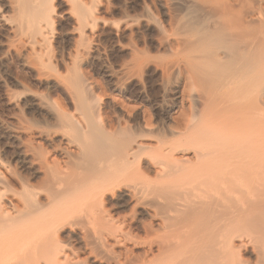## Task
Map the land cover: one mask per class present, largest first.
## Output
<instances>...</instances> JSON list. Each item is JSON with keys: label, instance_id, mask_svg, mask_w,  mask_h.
Segmentation results:
<instances>
[{"label": "rangeland", "instance_id": "1", "mask_svg": "<svg viewBox=\"0 0 264 264\" xmlns=\"http://www.w3.org/2000/svg\"><path fill=\"white\" fill-rule=\"evenodd\" d=\"M92 3L95 27L86 29L83 34L81 46L85 54L81 62L79 59L71 60L78 41L73 32L72 18L62 21V28L68 32V38L61 40L56 37L54 44L42 55L44 67L37 64L39 60L10 47L7 36L0 33V160L15 174L16 179L34 180L30 171L17 160V155L24 149L34 152L43 162H61L54 145L37 135L39 131L52 130L53 120L38 116L23 103L20 104L21 99L27 97H36L48 103L49 109H53L50 113H57L62 121L67 122L64 124L65 129L77 137L79 134L69 124L78 118L76 115L84 116L92 127L85 137L79 136L87 155L107 147L113 153L117 152L115 158L119 161L129 139L131 141L128 142L133 146L141 142L147 146L149 154H146L145 159L152 161V165L159 161V164L166 166L171 164L167 169L171 172L168 171L169 175L173 176L164 173L169 178L155 175V166L147 169V200L158 210L163 206L169 207V204L171 206L173 201L186 205L194 193L189 196L191 193L185 192L182 185L189 183L198 167H191V170L189 167L190 173L182 170L184 175L179 172L181 167L177 164L172 168L174 160L170 158V147L206 146L216 149L217 153L220 152L218 160L222 155L229 161H243L241 169L245 172L248 170L246 178L251 179L253 176V181L259 178V172L255 168L258 173L256 176L253 166L260 165L257 168L260 173L264 170V0H93ZM74 10L77 11L76 7ZM84 10L87 12V9ZM68 11L71 10L67 7L65 12ZM16 100L20 102L18 106L13 105ZM67 115L73 120L70 118V121ZM99 116L105 124H113V130L117 129L118 133L114 137L104 136L99 126ZM3 128L18 133L15 138L6 136L2 134ZM124 128L130 131L127 139L118 131ZM212 132L213 136L216 133L221 139H211ZM228 133L233 134V137ZM226 134L231 138H227ZM146 137L147 140H144ZM160 146H163L164 151H157ZM190 150L183 157L181 153H173L179 165L186 161L193 164L197 162L192 153L194 151ZM225 153L228 155L225 156ZM245 164H251L252 169ZM249 170L250 174L252 170L255 174L252 172L253 175L249 176ZM237 171H230L229 176L235 178L237 185L244 186L246 179L242 182L237 173L245 172ZM133 174H136L133 180L137 181V172L133 171ZM263 175L260 177L264 179ZM253 181L246 183L249 185ZM237 185L234 192L232 189L230 193L214 191L211 194L229 196L226 199L228 201L234 199L230 201L234 204L229 202L230 206L234 205L229 208H234L231 211L228 209L227 215L231 227L234 228L235 224L238 226L246 217L248 222L243 220L240 231H234L232 235L239 233L236 236L241 235L240 240L244 237L241 241L249 242L254 238L250 236L256 233L253 232L256 227L264 226L261 213L264 215V193L260 194L262 202L252 190L255 184L252 188H238ZM173 187L174 191L177 188V192L173 191ZM160 192L164 193L163 200L166 203L162 200L163 204L158 206ZM203 193L195 191L194 195L199 194L198 199L203 201L207 197ZM252 194L259 200L252 199ZM169 197L174 198L170 200ZM241 200L247 202L244 205L248 204V208L243 206ZM254 200L263 203L262 210L259 211L260 205L257 206L258 210L251 205ZM241 208H246V214L247 209L253 208L250 211L255 210V216L261 215L263 220L258 218L256 221L255 211L248 210L253 213L251 217L250 214L241 215L245 214ZM105 210L115 220H121L124 216L127 218L120 226L121 246L110 241L104 242V247L112 257L111 263L141 264L143 260L160 257L159 242L166 239L167 233L158 227L159 222L139 216L138 219L144 222V226H140L131 221L134 218L132 209L120 210L110 204ZM236 213L243 216L241 221L232 217H238ZM249 217H255L252 218L254 221ZM211 219L222 220L218 216H210ZM253 222L255 228L251 227ZM147 225L150 227L148 232L145 231L149 228ZM256 238L255 241L258 240ZM61 240L71 258L84 264H99V261L91 260L93 253L84 250L76 241L67 238ZM235 243L238 245L239 241ZM248 250L241 249L240 255L242 260L252 262L254 257L250 248Z\"/></svg>", "mask_w": 264, "mask_h": 264}, {"label": "bare ground", "instance_id": "2", "mask_svg": "<svg viewBox=\"0 0 264 264\" xmlns=\"http://www.w3.org/2000/svg\"><path fill=\"white\" fill-rule=\"evenodd\" d=\"M92 2L93 0H0V33L7 36L10 47L16 49L17 52L26 53L32 58L39 60L37 64L40 67H44L45 65L41 59L42 55L47 53L51 44L55 42L56 37L61 40L68 38V32L62 28V21L66 18H72L74 20L73 32L77 35L78 41L76 42L77 45L73 51V55L71 54V60L73 62L79 59L81 62L85 54V49L81 46V39L86 29L91 30L95 27V13L93 14L94 11H91ZM67 7L71 11L65 12ZM75 7L77 11L74 10ZM84 9H87V12ZM54 58L57 57L55 56ZM77 63L79 62L77 61ZM20 102L16 100L13 105L18 106L19 103H23L29 111H34L38 116H46L50 121L53 120V124H51L52 130L39 131L37 135L45 142L54 145V151L61 157V162L49 164L46 160L43 162L34 152H30L27 149L22 150L17 155V160L18 163L30 171V175L34 179L31 181L29 179H16L15 174L6 168L0 160V264H84L70 257L68 250L62 243L61 239L63 238L76 241L84 250H89L93 253L91 260L99 261V264H120L111 263L112 257L104 247V242L110 241L115 245L121 246L120 237L122 233L120 226L126 222L127 218L124 216L121 220H115L105 210V207L110 204L120 210L132 209L134 218L131 221L135 222L136 225L142 226V223H144L138 219L139 216L147 217L152 221L159 222L160 225L158 227L167 233L166 239L163 238L164 240L162 239L163 241L159 242L160 257L152 260H143L141 264H264V226L259 227L258 225L256 227L253 225L254 222L251 225L252 228L256 227V231L253 232H256L255 234L258 235L250 234V237H257V241L253 238V240L250 239L251 241L248 240L249 242L246 240L244 242V240L241 241L244 238L243 236L241 240V235L236 236L239 233L235 235L236 239L232 235L234 231H240L242 222L245 220L248 222V217H246L247 219L244 217V220L243 216L250 214L251 217L253 215V213H250L252 211L250 209L253 208L247 209L248 214L244 211L248 208V204H244L247 203L245 201L249 197L245 201L241 200L243 206H246V208H243V210L241 208L240 210L245 212V214L240 213L243 215L240 216L236 213V215L240 216H238L240 219L237 216H232L234 219L236 217L237 220L241 221L243 219L244 221L239 222L238 226L235 224L233 228L227 215L228 209L231 211L234 208H229V202L234 199L230 200L229 196L218 197L212 195L214 191H217V193L219 191H229L228 193H230L232 189V192L236 190V180L229 175L230 171L238 170L245 172L242 171L243 168L241 169L244 165H242L243 161L242 163H236V161H229V158L222 157V155L218 160L220 152L218 154L216 149L206 146H198L196 148H188L187 146L170 147V158L174 160L172 168H174L173 165L176 166L177 164L182 168L179 169V172L182 170L189 172V167L190 170L191 167H198L195 169V174L193 173L194 177L191 176L192 179L189 183L187 182L188 184L185 186L184 184L182 185L185 192L191 193L189 196L194 193L191 197L186 196L190 199L189 203H187L188 205L186 204L187 201L185 202L186 205L181 204L183 202L173 203V201L171 202V206L169 204V207L165 208L163 206V208L161 207L158 210L157 207L147 200L148 194L146 190L149 181L147 169L149 166H155V169L157 168L155 175L163 177L166 172L169 175L170 171L167 168L171 164L169 165L168 162L166 166L165 164H159V161L158 164L152 165V161L145 159L146 154L149 153L146 148L147 146L145 147L143 142L136 146L129 143L131 141L127 139L130 134L129 129L118 130L121 131L119 134L123 135L128 143L123 152L121 150L122 157L118 158V160L120 159L119 161L116 160L117 152L113 153L114 151L107 147H102L92 155H87L81 143L83 140L79 139V136L85 137L92 131V127H90V123L86 121L84 116L79 117L78 114L76 115L78 118L74 120L70 117L73 121L69 125L79 134L77 137V135H72L65 129L64 124L67 122L62 121V118L58 117L57 113H50V110L53 109H49L50 105L48 107V103L36 97L22 98ZM70 118L68 116V119ZM98 120H100L99 126L104 132V136L114 137L118 133L117 129L115 130L114 128L113 130V124L112 126L110 123L109 125L108 123L105 124L100 116ZM230 131L229 133H232ZM16 133L18 131H10L7 128H3L2 131L3 135L13 138H15ZM215 134L213 136L212 132L211 139L220 138ZM229 135L233 137V134ZM229 135L226 137L231 138ZM200 139L202 137L198 140ZM205 139H207V136ZM205 139L203 138L204 141ZM144 140H147V137ZM158 149L157 151H164L163 146L158 147ZM189 150L194 151L192 153L195 155L197 162L193 161V164L186 161L184 164L180 163L182 165L180 166L179 161L174 159L173 153H181L183 157L189 153ZM226 153L225 156L229 154V152L228 154ZM215 157L218 161L214 160ZM149 162L150 165H148ZM247 165L245 164L246 167ZM250 165L249 167L252 169V165ZM254 165L256 166L257 163ZM259 166H253L254 171L256 168L259 172V178L257 177L255 181H253V176V178H249L253 181L249 182V185L246 183L250 181L246 178L247 168L244 169L247 170L244 173L245 175L237 173L238 179L242 178V182L246 179L245 184L243 183L244 186L242 184H238L237 186L238 188L239 186L252 188L253 184H255L256 187L254 186L255 188H252V190H254L255 195H259L262 201L264 198L261 199L260 194L264 193V179L261 178V175L264 174V170H262L261 174L260 170L257 169L260 168ZM133 171H136L138 174L137 179H139L137 181L133 180V176L136 175L133 174ZM257 171H255L256 176L258 175ZM252 172L251 174L253 175L254 172ZM172 173L174 172L172 171ZM176 173H178V170ZM251 174L249 170L248 175L251 176ZM243 175L245 176L244 179ZM169 176H173V174ZM179 176L182 175L179 174ZM175 190L173 187V191L177 192V188ZM155 191L158 192L159 190L155 189ZM195 191H203L207 197L203 201L199 200L198 195L201 193L194 195ZM237 193H239V190ZM251 193L253 192L251 191ZM163 194L160 192L158 195V206L163 204ZM177 196H180V194ZM227 197H229L230 201L226 200ZM256 198L258 201L257 196L252 199ZM170 200L168 203H170ZM257 201L250 202H253L251 205L255 206L256 210L259 208L257 207L258 205L261 206L263 204ZM163 202L165 201L163 200ZM234 202L237 203L236 201ZM231 203L234 204L233 202ZM232 206L234 205L230 207ZM261 207L259 211L263 209ZM261 213L264 216L263 212ZM212 215L218 216L222 220H210V216L213 217ZM255 215H257L256 211L254 212ZM260 216H255L257 218L256 221ZM250 217L249 219L254 221L255 217H252L254 219ZM147 227L149 226L147 225ZM147 229L150 230V227L146 228V232H148ZM236 241H239L238 245L235 243ZM249 248L254 257L252 262L242 260L240 255L241 249L249 251Z\"/></svg>", "mask_w": 264, "mask_h": 264}]
</instances>
